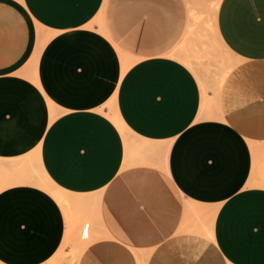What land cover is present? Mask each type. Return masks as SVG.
I'll list each match as a JSON object with an SVG mask.
<instances>
[{
  "label": "crops",
  "instance_id": "crops-1",
  "mask_svg": "<svg viewBox=\"0 0 264 264\" xmlns=\"http://www.w3.org/2000/svg\"><path fill=\"white\" fill-rule=\"evenodd\" d=\"M208 1L0 0L1 264H43L61 245L44 176L78 201V224L92 221L77 264H138L135 250H150L146 264H264V0L218 1L233 66L215 118L169 56L187 4ZM111 100L145 144L125 146Z\"/></svg>",
  "mask_w": 264,
  "mask_h": 264
},
{
  "label": "bare ground",
  "instance_id": "bare-ground-1",
  "mask_svg": "<svg viewBox=\"0 0 264 264\" xmlns=\"http://www.w3.org/2000/svg\"><path fill=\"white\" fill-rule=\"evenodd\" d=\"M218 1L212 0L204 3L195 2L187 4L188 25L186 33L177 49L169 54L170 57L185 65L195 76L201 93L200 115L204 118L217 117V103L220 88L224 78L233 66L231 62V57L233 56L222 44L216 30L215 18ZM97 25V31L103 33V27L100 24ZM37 32L39 38L38 49H41L46 38L43 36L39 26ZM212 45L215 46L213 52L211 50ZM35 62L36 60L34 59L33 66ZM121 64L122 72H124L130 63L125 57H121ZM34 72L35 68H28L23 75L35 82ZM103 114L115 125L123 138L125 146L146 143L135 137L125 126L117 113L113 100L107 103L106 111ZM55 115L56 112L52 111V116L54 117ZM37 185L55 200L65 217V231L59 250L46 263L57 264V260H54L53 257L58 254L61 255L63 248L70 244L74 245V243H76L75 245L78 249L77 255L79 257L92 240L93 233L89 225V219H86V222L77 223V226H75L74 217L77 218V216L68 210L69 206L74 204L75 206L78 205V201H73L66 192L57 188L46 176L40 178ZM259 185L264 188L263 172L260 175ZM199 233L211 240L213 239L211 230L208 228L202 231L200 230ZM74 240H77V242H74ZM149 253L150 250H135L134 254L137 263L146 264Z\"/></svg>",
  "mask_w": 264,
  "mask_h": 264
},
{
  "label": "rangeland",
  "instance_id": "rangeland-1",
  "mask_svg": "<svg viewBox=\"0 0 264 264\" xmlns=\"http://www.w3.org/2000/svg\"><path fill=\"white\" fill-rule=\"evenodd\" d=\"M214 48H215V46L212 45V47H211L212 52L214 51ZM222 58H225V57H222ZM231 62H232V59H231ZM232 64H233V62H232ZM74 218H75V222H74L75 226H77L78 220H77L76 217H74ZM86 221L87 220H83L81 223L86 222ZM89 225H90V228L92 229V221L91 220H89ZM94 236L95 235L93 234L92 240L94 239ZM75 241L77 242V240H74V242ZM75 244L76 243H74V245L73 244L68 245L67 247L63 248L61 255L58 254L59 256L55 255L53 257L54 260L55 259L57 260V264H77V261H78L79 257L77 255L78 254V249L76 248ZM57 250H59V248ZM76 250H77V252H76ZM48 263L49 262H47V263L44 262L43 264H48Z\"/></svg>",
  "mask_w": 264,
  "mask_h": 264
}]
</instances>
